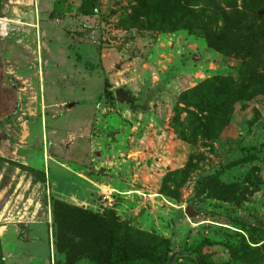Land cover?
Here are the masks:
<instances>
[{
	"label": "rangeland",
	"instance_id": "1",
	"mask_svg": "<svg viewBox=\"0 0 264 264\" xmlns=\"http://www.w3.org/2000/svg\"><path fill=\"white\" fill-rule=\"evenodd\" d=\"M156 1L3 0L0 264H106L112 234L170 243L171 264H264V0H186L211 10L197 20L218 26L214 48L153 30L172 14ZM167 79L148 112L118 106L117 89L143 98Z\"/></svg>",
	"mask_w": 264,
	"mask_h": 264
},
{
	"label": "trees",
	"instance_id": "2",
	"mask_svg": "<svg viewBox=\"0 0 264 264\" xmlns=\"http://www.w3.org/2000/svg\"><path fill=\"white\" fill-rule=\"evenodd\" d=\"M184 1V3H183ZM167 3V4H166ZM198 4V3H196ZM165 7H169V10L172 11L170 15L169 23L165 24V21L161 20L158 26H155L154 23L157 21L156 15L152 13L150 16L151 26L153 30L163 31V32H175L180 29H188L193 31L194 35H203L207 37L208 46L210 48L220 47L218 40L211 37L209 34L214 29L217 32L218 26L212 27L209 22L203 20H197V17L200 15L202 18H205L207 13L211 10L209 8H200V5H190L186 0H157L156 1V11L162 12ZM167 8H165L167 10ZM167 20V19H164ZM217 30V31H216ZM236 30V29H235ZM225 34H228L225 31ZM219 79V78H218ZM215 83H217V80ZM220 81H227L221 79ZM229 97L231 94L228 95ZM189 102V96L180 98V103L187 104ZM224 103H226L224 99ZM224 104L219 106L221 112H224L226 105ZM257 158L254 156L247 157L245 159H240L238 161L228 164L221 172L215 176H208L202 180L200 189L203 190L205 186L211 181H217L224 171L230 170L245 164L252 163L256 161ZM239 205L242 206L243 203L239 202ZM78 217L83 220L88 226L93 227L94 229H103L107 228L109 224L104 217L99 214H94L91 212L83 211L81 209L76 210ZM110 246L104 250V254L107 256L106 264H169L171 248L170 243L160 245L157 247H146L144 249H130L125 244L124 241L117 238L113 234L109 236ZM0 252H1V243H0Z\"/></svg>",
	"mask_w": 264,
	"mask_h": 264
},
{
	"label": "water",
	"instance_id": "3",
	"mask_svg": "<svg viewBox=\"0 0 264 264\" xmlns=\"http://www.w3.org/2000/svg\"><path fill=\"white\" fill-rule=\"evenodd\" d=\"M167 80H163L161 83L157 84L154 89H152L145 97L136 98L131 95L127 89L119 88L115 92V97L117 103L120 107H127L131 111L132 115L135 117L138 112H148L150 110V104L158 99L161 95L165 93V87ZM73 107V106H72ZM174 257H171L169 264L172 263Z\"/></svg>",
	"mask_w": 264,
	"mask_h": 264
},
{
	"label": "crops",
	"instance_id": "4",
	"mask_svg": "<svg viewBox=\"0 0 264 264\" xmlns=\"http://www.w3.org/2000/svg\"><path fill=\"white\" fill-rule=\"evenodd\" d=\"M20 1V0H19ZM22 2H24V1H22ZM2 3H3V0H0V10H1V7H2ZM19 3V2H18ZM18 3H17V5H18ZM20 6V5H19ZM21 7V9H22V11L23 10H25V11H27L28 12V10L24 7H22V6H20ZM17 10H18V8H17ZM19 11V10H18ZM13 12H14V10L11 12V16L12 17H18V16H13ZM23 13L24 14H26L24 11H23ZM28 14V13H27ZM18 19V18H17ZM22 19H25V18H22ZM21 19V20H22ZM26 20V19H25ZM27 20H29V19H27ZM11 24V23H10ZM26 24V23H25ZM27 28H29V27H27ZM30 32H31V30L30 29H28ZM42 47V46H41ZM24 51V53H29L30 52V50L28 49V48H25V50H23ZM32 54H34V53H32ZM5 76L4 75H2L1 73H0V93H1V95H2V98H5L6 100H5V105H4V117H2V118H0V119H2V120H6L7 119V115L10 113V111L12 110V104H13V102H14V100H15V98H14V96H13V93H12V91H11V87L9 86V84H8V81L6 82V81H4L5 80ZM41 81L42 82H44V79H43V76L41 77ZM6 96H7V98H6ZM46 96H47V93H46V91H45V87L43 86V93H42V105H43V107H44V109H46V104H47V100H48V98H46ZM44 102V103H43ZM118 104V103H117ZM119 106V105H118ZM120 107V106H119ZM73 108V107H72ZM1 121V120H0ZM44 121H46V118H44L43 120H42V123H41V125H42V129H43V123H44ZM47 125V124H46ZM51 134H52V132H51ZM44 147H45V144H44ZM44 154H46L45 152H44ZM47 155V154H46ZM34 160V159H33ZM34 164H35V162H33Z\"/></svg>",
	"mask_w": 264,
	"mask_h": 264
},
{
	"label": "flooded vegetation",
	"instance_id": "5",
	"mask_svg": "<svg viewBox=\"0 0 264 264\" xmlns=\"http://www.w3.org/2000/svg\"><path fill=\"white\" fill-rule=\"evenodd\" d=\"M6 98H7V96H6ZM5 100L6 99L5 98H2V95L0 93V111H1V108L3 107V112H4V105H5L4 102H5ZM2 117H4V114L1 113L0 118H2ZM0 120H2V119H0Z\"/></svg>",
	"mask_w": 264,
	"mask_h": 264
},
{
	"label": "bare ground",
	"instance_id": "6",
	"mask_svg": "<svg viewBox=\"0 0 264 264\" xmlns=\"http://www.w3.org/2000/svg\"><path fill=\"white\" fill-rule=\"evenodd\" d=\"M17 24V23H16Z\"/></svg>",
	"mask_w": 264,
	"mask_h": 264
}]
</instances>
